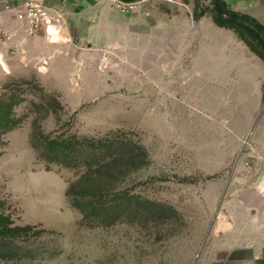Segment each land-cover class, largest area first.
I'll use <instances>...</instances> for the list:
<instances>
[{
	"label": "rangeland",
	"instance_id": "rangeland-1",
	"mask_svg": "<svg viewBox=\"0 0 264 264\" xmlns=\"http://www.w3.org/2000/svg\"><path fill=\"white\" fill-rule=\"evenodd\" d=\"M99 2L107 21L92 30L85 16L77 41L68 25L70 40L51 45L58 55L48 62L5 47L0 98L15 95L16 124L0 132V202L34 231L0 264H205L224 191L264 135V61L214 23L212 0H187L188 21L174 33L165 25L178 24L177 8ZM50 96L58 106H47ZM63 134L144 148L141 168L105 179L111 204L127 194L120 217L84 219L72 206L67 191L81 171L42 156V135Z\"/></svg>",
	"mask_w": 264,
	"mask_h": 264
},
{
	"label": "crops",
	"instance_id": "crops-1",
	"mask_svg": "<svg viewBox=\"0 0 264 264\" xmlns=\"http://www.w3.org/2000/svg\"><path fill=\"white\" fill-rule=\"evenodd\" d=\"M22 1L24 0H0V33L3 35L5 32L9 35L6 41L3 38L5 36L0 35L2 65L10 60L9 52L5 50L6 46H17L18 52L25 54L23 57L25 62L33 60V52L40 55L34 58L45 62H48L46 58L51 60L58 55V49L52 52L51 45L59 43L51 42L44 32L29 35L24 30L16 28L15 8ZM42 1L66 12L67 24L63 27L60 37L65 36L67 42L70 40L66 32L68 25L72 27L71 35L74 41H77L76 32L79 28L75 29V27L81 25L82 18L88 17L89 28L94 27L97 19L105 18V21L108 19L109 8L100 3V0ZM224 1L232 10L250 15L264 24V0ZM178 10L182 12L179 15L181 19H178V24L171 19H168L170 22H166L168 25H165V29L167 28L170 33L177 30V25L180 26L182 22L188 21V11ZM255 140V145L259 144L258 147H254L256 151L252 154H244L250 156V160L247 158L245 160L253 161L252 165L246 161L241 162V166L234 170L230 186L224 191L217 211L215 237L210 238V240L215 239V246L212 247L210 241L208 242L204 251L205 264H264V135Z\"/></svg>",
	"mask_w": 264,
	"mask_h": 264
},
{
	"label": "trees",
	"instance_id": "trees-1",
	"mask_svg": "<svg viewBox=\"0 0 264 264\" xmlns=\"http://www.w3.org/2000/svg\"><path fill=\"white\" fill-rule=\"evenodd\" d=\"M211 16L217 26L233 30L264 61V24L250 15L232 10L224 0H212ZM14 98L13 94L0 98L1 133L16 124L12 119L16 103ZM46 103L49 108L59 105L57 99L51 96ZM115 140L107 136L90 138L76 134L41 137L44 145L42 156L48 165L54 163L81 171L80 178L70 185L67 196L84 219L120 217L127 194L118 191L111 204L110 195L106 193L108 186L105 179L125 176L141 168L142 157H147L146 151L138 143L130 142L128 144L131 146H125L123 139ZM33 231L31 225H14L0 202V260L14 259L13 245L19 240L29 239Z\"/></svg>",
	"mask_w": 264,
	"mask_h": 264
},
{
	"label": "built area",
	"instance_id": "built-area-1",
	"mask_svg": "<svg viewBox=\"0 0 264 264\" xmlns=\"http://www.w3.org/2000/svg\"><path fill=\"white\" fill-rule=\"evenodd\" d=\"M122 12H131L140 8L153 10L160 5H169L191 12L187 0H108ZM16 28L29 35L44 32L51 42H59L65 25L64 11L47 5L42 0H24L16 8Z\"/></svg>",
	"mask_w": 264,
	"mask_h": 264
},
{
	"label": "water",
	"instance_id": "water-1",
	"mask_svg": "<svg viewBox=\"0 0 264 264\" xmlns=\"http://www.w3.org/2000/svg\"><path fill=\"white\" fill-rule=\"evenodd\" d=\"M261 114H262V113H259V114H258L257 119H256V121H255V123H254V125H253V128H252L251 132L249 133V136H250L251 133L253 132V130H254L256 124L258 123V121H260Z\"/></svg>",
	"mask_w": 264,
	"mask_h": 264
}]
</instances>
